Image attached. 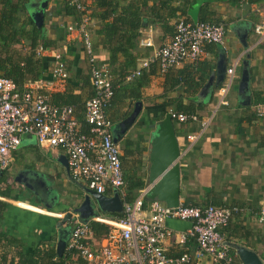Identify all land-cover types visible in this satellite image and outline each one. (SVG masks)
Listing matches in <instances>:
<instances>
[{"label":"crops","instance_id":"obj_1","mask_svg":"<svg viewBox=\"0 0 264 264\" xmlns=\"http://www.w3.org/2000/svg\"><path fill=\"white\" fill-rule=\"evenodd\" d=\"M82 1L89 10L86 27L99 64L112 55L109 48L112 46L105 44L106 25L117 26L118 41L112 45L121 43V35L137 33L132 48L133 55L137 56L136 66L171 38L179 19L223 25L224 44H207L200 61H184L166 72H160L157 64L152 63L132 80L116 83L106 114L113 127L129 115L136 102L141 103L135 121L120 135L119 141H124V147L118 142L126 190L133 197L140 183L141 187L148 186L150 140L154 123L163 117L161 113L172 109L188 110L196 115V120L174 121L180 148V203L237 207L219 231L227 241L253 248L264 260V221L258 220L259 209L264 205V117L256 113L257 105L264 103V37L253 31L254 24L264 19V0L245 3L240 0ZM63 2L27 0L25 9L19 13L18 25L26 23L29 28L28 22H34L35 12L43 11L42 34L57 41L58 46L46 48L41 54L47 73L39 79L53 81L50 69L56 52L65 57L68 72L62 85L45 88L43 92L57 104H71L63 100L76 96L80 102L72 104L75 116L86 132L84 102L93 94L92 85L85 83L90 64L79 31L68 30V26L77 27L81 21L80 12L68 14ZM135 22L137 26L133 25ZM146 39L151 41L150 45L141 44ZM122 42L125 46L126 42ZM16 47L23 54L28 51L26 42ZM118 57V63L123 61L122 54ZM220 60L225 63L226 72L217 85ZM244 62L249 78L244 91H240ZM228 68H233V74L223 104L219 102L218 89L230 78ZM211 75V83L206 88ZM36 80L26 81L22 88ZM139 80L142 85L138 84ZM190 133L196 134L192 141L186 138ZM64 157L61 150L44 148L32 136L24 135L12 151L8 166L0 169V262L30 264L31 260L45 256L50 248L57 251L59 239L67 243L72 228L84 222L80 217L74 222H61L67 212L77 215L74 209L86 194V187L70 178L68 167L60 161ZM106 194L112 193L108 190ZM191 224V220L179 219L165 222L175 232L185 231ZM100 237L94 235L95 240ZM192 242L189 241L190 248ZM71 258L74 260L76 256Z\"/></svg>","mask_w":264,"mask_h":264},{"label":"built area","instance_id":"obj_2","mask_svg":"<svg viewBox=\"0 0 264 264\" xmlns=\"http://www.w3.org/2000/svg\"><path fill=\"white\" fill-rule=\"evenodd\" d=\"M80 12V22L68 26L77 29L90 64V83L93 94L84 102V123L87 131L75 116L72 104L51 102L43 89L62 85L68 72L60 52L54 53L50 69L53 81L38 79L18 88L8 77L0 76V169L11 161L24 135L32 136L47 149H59L67 158L70 178L97 193L113 194L117 191L122 200L120 215H96L92 219L108 226L98 240L87 222L77 223L71 230L65 251L87 261L88 264H242L231 252L219 228L225 226L237 207H221L214 204L205 207L184 205L167 206L159 200H147L146 188L128 201L122 170L121 148L113 140L112 120L106 109L114 95L115 87L104 63H98L93 51L92 39L87 30L88 7L82 0H66ZM245 3L247 0H240ZM253 31L264 37V19L253 26ZM225 30L222 24L209 21L179 19L171 38L157 47L153 53L139 61L126 77V81L139 76L143 69L156 63L160 72L184 61L198 62L205 54V46L224 44ZM150 45L151 41L141 40ZM46 48L38 46L36 54ZM230 78L218 89L219 102L226 103L225 95L232 79L233 68H228ZM174 121L183 123L196 120L191 113L170 109ZM258 116L264 117V103L256 107ZM206 125V121L202 122ZM190 141L196 134L186 135ZM167 219L191 220V227L175 232L165 225ZM258 220L264 221V205L259 209ZM192 240V248L189 241ZM176 252H174V251ZM0 264H4L0 262ZM10 264H17L12 262Z\"/></svg>","mask_w":264,"mask_h":264},{"label":"trees","instance_id":"obj_3","mask_svg":"<svg viewBox=\"0 0 264 264\" xmlns=\"http://www.w3.org/2000/svg\"><path fill=\"white\" fill-rule=\"evenodd\" d=\"M26 3L27 0H0V76L11 78L18 88H22V85L26 81L39 79L44 77L47 73V69L42 61V56H37L36 54L37 46L40 45L43 48H55L58 46L57 41L47 39L43 36L42 26L37 27L33 20L28 22L29 28H26V23H24L25 25H18L19 13L25 9ZM63 6L68 14L79 13L76 8L69 5L66 0H64ZM96 7L99 8L98 2L96 3ZM137 23L135 22L133 25L137 26ZM135 33L130 32L127 36L121 35V43H119V45H112V42L118 41L116 37L117 26L110 24L105 27L104 34L107 36V42L105 44L112 46L109 47L112 48V55L109 57V60L103 61L102 63L107 66L114 87L116 83L124 82L125 77L136 67L137 56L132 53V48L135 46L134 37H137V33ZM122 41L126 42L125 46ZM21 42L27 43V53L23 54L16 47V44ZM119 54H122L124 59L118 63ZM62 59L66 63L64 56ZM89 80L90 75L85 81L88 85L91 84ZM138 84L142 85V82L139 80ZM77 102L80 101L74 95L63 100V103L74 104ZM182 112L191 113L190 111L188 112V110H183ZM162 116H164L163 113H161V117ZM125 150L128 152L127 147H125ZM142 188L144 187H141L140 183L138 191ZM133 198L134 197L127 192L126 199L131 201ZM111 214L114 216L120 215V213ZM89 224L96 237L104 235L108 230L107 225L101 224L95 220H90ZM230 251L233 253L232 249ZM72 255V252L65 251L62 256H58L57 251L50 248L45 256L43 255L40 259L31 260L30 264H88L87 261L79 257L73 260L71 258Z\"/></svg>","mask_w":264,"mask_h":264},{"label":"water","instance_id":"obj_4","mask_svg":"<svg viewBox=\"0 0 264 264\" xmlns=\"http://www.w3.org/2000/svg\"><path fill=\"white\" fill-rule=\"evenodd\" d=\"M42 18V10L35 12L33 15L34 22L38 27L42 24ZM221 60L218 62L216 71L217 85L226 72L225 63ZM212 76H210L206 88L211 83ZM248 78L249 71L244 62L239 82L240 91H244L246 88ZM140 110L141 103L136 102L129 115L112 127L113 140L115 142H119L121 133L135 121ZM153 127L154 133L150 140L146 198L148 200L162 201L167 206H177L180 203V165L178 162L180 148L176 136L175 122L171 113L167 111L161 119L154 123ZM60 161L67 167L66 156ZM74 210L77 215L67 212L61 218V222H74L78 217L83 218L84 222H87L90 216H96L99 213H120L122 211V200L117 191L113 194H103L86 188L83 202ZM65 244L63 238L59 239L56 247L59 256L64 253ZM226 244L233 250L242 264H264L263 258L253 248L237 242L226 241Z\"/></svg>","mask_w":264,"mask_h":264},{"label":"rangeland","instance_id":"obj_5","mask_svg":"<svg viewBox=\"0 0 264 264\" xmlns=\"http://www.w3.org/2000/svg\"><path fill=\"white\" fill-rule=\"evenodd\" d=\"M119 144H120V146H121V148H123L124 147V141H119Z\"/></svg>","mask_w":264,"mask_h":264}]
</instances>
